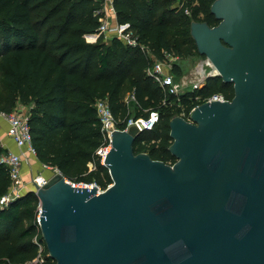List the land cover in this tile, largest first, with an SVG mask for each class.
Returning <instances> with one entry per match:
<instances>
[{
	"label": "water",
	"instance_id": "water-1",
	"mask_svg": "<svg viewBox=\"0 0 264 264\" xmlns=\"http://www.w3.org/2000/svg\"><path fill=\"white\" fill-rule=\"evenodd\" d=\"M212 13L218 26L191 33L234 98L171 120L174 165L136 154L132 126L112 134L106 191L56 169L35 184L57 264H264V0H216Z\"/></svg>",
	"mask_w": 264,
	"mask_h": 264
},
{
	"label": "trees",
	"instance_id": "trees-1",
	"mask_svg": "<svg viewBox=\"0 0 264 264\" xmlns=\"http://www.w3.org/2000/svg\"><path fill=\"white\" fill-rule=\"evenodd\" d=\"M215 1L116 0L118 23L135 32L133 47L99 35L102 0H0V109L11 114L19 105L28 107L37 157L76 184L95 183L103 190L113 184L99 156L104 132L95 103L100 99L126 122L131 107L135 119L159 113L134 150L174 165L171 120L183 113L190 117L197 96L221 93L232 100L235 88L216 76L198 91L171 95L147 70L165 53L182 58L187 45H194V22L219 25L212 13ZM174 74L182 76L179 63ZM127 86L136 98L131 106L125 102ZM7 152L0 140V159ZM10 186L9 171L0 162V198ZM39 207L37 194L30 192L0 209V264H57L43 240Z\"/></svg>",
	"mask_w": 264,
	"mask_h": 264
},
{
	"label": "built area",
	"instance_id": "built-area-1",
	"mask_svg": "<svg viewBox=\"0 0 264 264\" xmlns=\"http://www.w3.org/2000/svg\"><path fill=\"white\" fill-rule=\"evenodd\" d=\"M115 1L116 0H102L103 6L97 12V14L101 15V24L98 29L99 35H103L106 41H111L115 38H119L126 45L135 47L138 45V41L135 37V32L130 29L129 24L118 23ZM186 13L189 14V11H187ZM143 50L150 53V50L146 49L145 47H143ZM179 60V57H175L172 54L165 53L163 60H155L151 67L147 70V73L153 77L156 83H158L165 89V92L167 94L177 96L179 95V91L175 83L176 76L174 74V65L178 63ZM208 65L212 66L213 64L209 63ZM208 77L209 76H207V78ZM203 84V81H201L199 84H195L192 92L202 89L204 87ZM196 101L198 104L192 109L190 117L185 118L187 117L185 113H183L181 117L185 118L188 121H191L192 112L200 105L211 101L226 102L232 100L228 99L224 94L218 93L208 98H204L199 95L196 97ZM125 102L128 106H131L132 103H135V94L132 92L127 98H125ZM95 108L97 110L98 118L102 123L104 132V143L99 151V156L101 157V161L104 165L106 156L112 149L113 132L128 131L132 126H137L141 130V132L144 130H153L155 125L159 121V113H152L149 119L130 118L127 122L118 120L114 116L107 99L97 100L95 103ZM0 119H4L9 123L7 135L11 138V140L18 148L17 152L8 149L7 154L3 155L0 159V162L4 164L8 169L11 179V186L8 193L0 198L1 209L8 207L15 198L23 195L22 191L24 189V165L28 161V159H30V157H37L38 152L33 145L32 133L29 126V109H27L26 106H23L20 109L17 108L11 114H8L0 109ZM70 182L75 187H93V185H88L85 183L76 184L72 181ZM45 183L46 180H43V182H41L39 178L35 179L34 181V185L38 184L40 186H43ZM98 191L99 193H101L106 190L98 189ZM39 210L41 213V207H39Z\"/></svg>",
	"mask_w": 264,
	"mask_h": 264
},
{
	"label": "rangeland",
	"instance_id": "rangeland-1",
	"mask_svg": "<svg viewBox=\"0 0 264 264\" xmlns=\"http://www.w3.org/2000/svg\"><path fill=\"white\" fill-rule=\"evenodd\" d=\"M179 1V0H177ZM193 37V36H192ZM194 39V38H193ZM110 43V40L108 41ZM194 45H196L194 41ZM193 43H190L185 48L184 55L178 61L180 67L182 69V76H176L175 83L176 87L179 91V94H184L189 91H192L195 84H199L201 81L204 82L203 86L207 82V76L216 77L218 76V72L215 67L212 65H208L210 60L199 53L198 48L194 47ZM212 64V63H211ZM0 82H3V76L0 73ZM130 86L126 87L125 98H127L132 91L130 90ZM23 105H19L18 109L22 108ZM27 109H29L27 107ZM132 118L135 115V109L131 107ZM24 172H23V183L24 189L22 194H27L30 192L37 193L38 189L34 185L35 179L39 178V180L49 181L55 173L53 168L46 166L38 157H30L25 164ZM86 184V183H85ZM93 185V187H98V189L103 190L102 187L98 186L95 183L88 184ZM110 186V185H109ZM109 188V187H108Z\"/></svg>",
	"mask_w": 264,
	"mask_h": 264
},
{
	"label": "crops",
	"instance_id": "crops-1",
	"mask_svg": "<svg viewBox=\"0 0 264 264\" xmlns=\"http://www.w3.org/2000/svg\"><path fill=\"white\" fill-rule=\"evenodd\" d=\"M8 128H9V123L4 119H0V140L2 141L3 146L14 152H17L18 151L17 146L11 140V138L7 135ZM25 166L26 165H24V167ZM23 172H24V169H23Z\"/></svg>",
	"mask_w": 264,
	"mask_h": 264
},
{
	"label": "bare ground",
	"instance_id": "bare-ground-1",
	"mask_svg": "<svg viewBox=\"0 0 264 264\" xmlns=\"http://www.w3.org/2000/svg\"><path fill=\"white\" fill-rule=\"evenodd\" d=\"M41 182H43V180H40Z\"/></svg>",
	"mask_w": 264,
	"mask_h": 264
}]
</instances>
